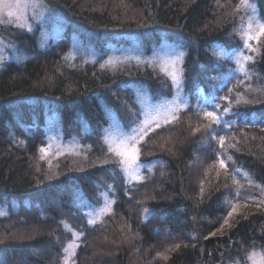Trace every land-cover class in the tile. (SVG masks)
<instances>
[{
  "label": "trees",
  "instance_id": "16d2710c",
  "mask_svg": "<svg viewBox=\"0 0 264 264\" xmlns=\"http://www.w3.org/2000/svg\"><path fill=\"white\" fill-rule=\"evenodd\" d=\"M46 1H54L67 20L64 38L41 51L37 34L8 30L32 56L0 71V104L33 99L37 104L32 111L27 107L24 118L30 111L38 123L27 134L11 112L0 119V206L9 210L0 215V255L7 256L6 264H62L71 239L65 220L83 230L74 264H251V254L264 249V203L256 201L264 198V36L238 83L227 79L235 63L219 53L243 47L237 35L241 0ZM252 2L264 20V0ZM72 34L95 40L96 62L66 59ZM136 42L144 55L164 42L185 51L188 107L140 144V161L157 162L152 173L130 185L119 178L111 213L88 226L71 204L72 187L96 203L89 181L115 172L118 158L97 131L80 139L76 153L48 163L41 156L47 145L43 125L58 101L66 139L84 122L104 126L105 108L127 127L141 118L132 86L145 87L154 99L170 96L172 81L156 63L102 66L109 45ZM237 97L250 103L237 104ZM203 98L221 104L223 121L211 129ZM221 159L227 169L219 167Z\"/></svg>",
  "mask_w": 264,
  "mask_h": 264
},
{
  "label": "rangeland",
  "instance_id": "374dc122",
  "mask_svg": "<svg viewBox=\"0 0 264 264\" xmlns=\"http://www.w3.org/2000/svg\"><path fill=\"white\" fill-rule=\"evenodd\" d=\"M249 3H253L252 0H249ZM52 4L55 5L54 1ZM52 4L50 5V2L46 0H0V27L3 29L2 36H0V71L8 62L21 63L25 62L32 56L31 52L25 50L22 45H19L16 38L7 32L8 30L17 28L28 34H37V46L41 51H46L51 46L58 43L60 39L64 38L66 34L67 20L56 8L57 6L55 5L54 7ZM9 5H11V7ZM256 8L257 11L253 13L250 9L241 7L244 17L237 30V35L241 37L243 43V47L239 52L244 56H251L252 58L256 51H250L244 47L246 41L244 31L248 30L249 34L254 36L256 35L257 30L256 21L264 23V20L260 18L257 5ZM9 12L12 13L11 16H9ZM250 19L252 20L251 29L248 28ZM135 38L138 39V36L135 35ZM70 41L71 46L66 55V59L69 62L73 63L76 60H79L81 64H87L96 62L99 59V54L95 50L94 39L91 40L85 38L80 40L77 35L72 34ZM247 42L251 44L252 48L257 50V40L253 39ZM181 53L183 54L182 56ZM219 53L234 62L236 65V69L227 79L234 78V81H232L233 83L240 82L241 78L239 77L245 74L237 71L238 65L236 60L232 58L236 55L237 50L231 51L221 49ZM178 56L180 57L179 60L176 59ZM184 56V50L175 47L168 42H164L159 48H156L151 54L147 55L143 54L141 47L137 42L127 47H117L114 45L108 46L106 55L103 57L102 66H113L124 63H156L165 74H167L173 85L172 94L160 99H154L145 87L137 85L132 86L133 96L140 107L141 118L138 122H133L127 127L119 122L116 115L111 110L105 108L107 121L104 126L102 125L100 128H92L84 122L78 134H74L69 139H66L62 126L58 123L57 118L58 115L56 108L59 107L61 103L56 101L55 107L51 110L50 115H46L49 112V109L46 110V108H44L43 112L46 115L47 121L46 124L43 125V130L46 133L47 145L44 146L43 151H41V156L48 163H52L59 156L76 153L79 149L80 139L92 135V133L97 131H100V137L106 142L109 149H112L111 151L115 155L116 151L125 153L124 156L116 155L118 158V169L115 172L110 171V175L107 177L96 176L95 178L90 179L89 182L95 190L94 198L96 203L91 202L79 186L73 185L71 204L77 210L83 212V216L85 215L84 219L87 221L88 226L101 222L111 213L115 202L114 195L117 189L116 181L119 178L128 185L140 183L144 180L146 173H152L156 166L157 162L142 163L139 159L138 163L142 165V167H139L135 174H133L121 163V161L128 158L132 153L133 146L139 149L140 144L144 141L147 135L157 128V124L164 126L165 124L172 122L174 120L173 117L177 118L180 111H183L188 107V97L185 93L182 77ZM248 62L249 61L245 62V68ZM174 71L180 76L179 85H177L169 75ZM42 100H47V98L45 97ZM202 102L201 108L204 109L205 112L213 111L220 117V121H223V115H221L222 113L220 111L221 104L208 103L205 98H203ZM36 104L37 103L33 99L12 101L4 105L0 104V119L3 118L4 113L11 112L13 119L24 128L27 134H31L35 132L38 125V123L35 124L34 114L30 115V111L35 108ZM102 104L104 103L102 102ZM3 106L6 109L16 110V112L8 111L6 109L1 111ZM27 107L30 109L29 117H31L25 119V110ZM4 120L5 123H9V120L6 119L5 116ZM166 121L168 122L166 123ZM131 137H135V139H130ZM141 137L143 138L141 139ZM106 162L111 164L112 160L108 159ZM133 175L138 177V179H134ZM256 201L264 203V198L261 197L260 200ZM109 202H111L110 208L104 211V214L101 215V210L106 209ZM28 204L29 203H27V205ZM12 210L16 211V207L12 208ZM7 214H9L7 206H0V215ZM42 215L46 218V215L48 214L42 212ZM90 221L95 222L90 223ZM63 222H65L64 228L70 233L71 239L64 247L62 264H64L66 257L69 258L70 264H74V256L80 245L83 230L73 227L70 223H66V220ZM65 249H67V251H65ZM8 261L7 256L0 255V264H6ZM250 263L264 264V249L253 252L250 256Z\"/></svg>",
  "mask_w": 264,
  "mask_h": 264
},
{
  "label": "snow or ice",
  "instance_id": "6c2138e0",
  "mask_svg": "<svg viewBox=\"0 0 264 264\" xmlns=\"http://www.w3.org/2000/svg\"><path fill=\"white\" fill-rule=\"evenodd\" d=\"M9 6L11 7V5H9ZM240 6L241 7H244L245 9H250L253 13H255L257 11L256 5L254 3H249V0H241V5ZM11 15H12V13L9 12V16H11ZM256 24H257L256 35H254V36L253 35H250L249 32H248V30H245L244 31V35L246 36V41H245L244 47H246L250 51H256V49L252 48L251 44L248 43L247 41H250V40H253V39L259 41L260 37L261 36H264V23H261L260 21H256ZM251 26H252V20L250 19L248 28L251 29ZM182 55L183 54L181 53V56ZM232 58H234L236 60V63L238 65L237 71L242 72L245 75H247V70L245 68V62L252 61L253 58L251 56H244L242 53L239 52V50H237L236 55L234 57H232ZM176 59L179 60L180 57L178 56ZM169 75L171 76L172 80L177 85L180 84V76H179V74L177 72L174 71V72L170 73ZM212 79H215V78L213 77ZM229 92H232V89H229ZM223 99H228V97L227 96L226 97H223ZM236 102H237V104H239L241 102H243L245 104L250 103V101L244 99L243 97H237ZM224 111L225 112H228V111H230V109L229 108H225ZM204 115H205V118L206 119H209L210 120V123L207 125V127L209 129L212 128V125L213 124L219 125L221 123L220 117L217 116L215 114V112H213V111H206L204 113ZM175 118L176 117H173V119H175ZM167 122L168 121H166V123ZM261 122H264V121H261ZM156 126L157 127H160L159 124H157ZM228 126L231 127V124H229ZM142 138L143 137H141V139ZM130 139H135V137H131ZM218 142H219L220 146L223 147L224 146V143H225L224 137H220V139H219ZM232 147H235V145H232ZM111 150L112 149H110V151ZM41 151H43V149H41ZM116 155L117 156H124L125 153L120 152V151H116ZM229 159H230V157H229ZM138 160H139V149L138 148H135L133 146L132 153L128 156L127 159L122 160L121 163L123 165H125L126 168L131 173L135 174V172L137 171V169L139 167H142V165H140L138 163ZM219 167L221 169H227V165H226V163H225V161L223 159L219 160ZM133 178L134 179H138V177H136L135 175H133ZM110 203L111 202H109V204L107 205L106 209H102L101 210V215L104 214V211H106L108 208H110ZM234 212H236V207H233L232 211L228 213V216L231 217ZM94 222L95 221H90V223H94ZM228 224H229L228 219H225L224 225H228ZM224 225L221 226V230L223 229ZM212 235H215V233H213ZM177 247H179V245H177ZM65 251H67V249H65ZM64 264H70L69 258H67V257L65 258Z\"/></svg>",
  "mask_w": 264,
  "mask_h": 264
}]
</instances>
